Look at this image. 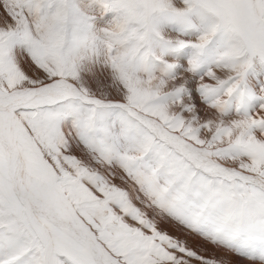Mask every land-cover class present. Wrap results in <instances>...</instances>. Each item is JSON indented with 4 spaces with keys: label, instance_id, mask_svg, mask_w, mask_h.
<instances>
[{
    "label": "snow or ice",
    "instance_id": "6c2138e0",
    "mask_svg": "<svg viewBox=\"0 0 264 264\" xmlns=\"http://www.w3.org/2000/svg\"><path fill=\"white\" fill-rule=\"evenodd\" d=\"M0 264H264V0H0Z\"/></svg>",
    "mask_w": 264,
    "mask_h": 264
}]
</instances>
